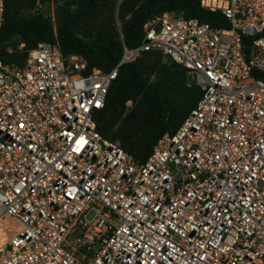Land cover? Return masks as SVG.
Listing matches in <instances>:
<instances>
[{"label":"built area","instance_id":"2783aa9c","mask_svg":"<svg viewBox=\"0 0 264 264\" xmlns=\"http://www.w3.org/2000/svg\"><path fill=\"white\" fill-rule=\"evenodd\" d=\"M200 4L229 26L156 15L109 72L58 41L0 61V221L19 224L0 229V264H264V0ZM152 51L202 96L141 162L96 117L119 67Z\"/></svg>","mask_w":264,"mask_h":264},{"label":"trees","instance_id":"16d2710c","mask_svg":"<svg viewBox=\"0 0 264 264\" xmlns=\"http://www.w3.org/2000/svg\"><path fill=\"white\" fill-rule=\"evenodd\" d=\"M97 1L79 0L74 12L67 14L55 27L41 16L21 19L16 13L15 1L5 0L0 43L8 42L16 36L22 37L23 42L34 43V48L42 42L58 41L67 58L79 55L87 62L89 70L98 68L109 72L120 63L123 44L129 48L140 45L144 36V23L156 15L169 13L183 15L185 18H197L215 29L229 26L221 12L202 8L200 0H150L148 5L138 9L125 2L121 6L120 14V20L124 24L122 40L119 39L115 26L105 28V34L110 39L106 44L90 37L76 40L72 30L83 17L96 8ZM16 57H19V54ZM162 59L163 56L159 52H145L134 62L120 66L118 76L107 95L106 106L96 117L99 133L105 139L115 141L117 137L123 138L124 135L114 133L111 126L103 123L104 117L113 115L119 119L129 114L131 111H127L126 102L133 96L144 105L153 107L156 119L153 127L144 134V143H148L144 147V154H138L135 147L122 144L129 154L141 162L150 156L155 144L165 133H175L178 130L202 96L201 88L191 81L184 67L175 62L164 63ZM18 61L23 62L25 59ZM153 75H157V80L151 83Z\"/></svg>","mask_w":264,"mask_h":264},{"label":"rangeland","instance_id":"374dc122","mask_svg":"<svg viewBox=\"0 0 264 264\" xmlns=\"http://www.w3.org/2000/svg\"><path fill=\"white\" fill-rule=\"evenodd\" d=\"M16 5V13L21 19H31L35 16H41L46 22L58 26L67 14L73 13L79 0H42L38 5L30 0H13ZM133 6L135 9L142 8L150 3V0H98L96 8L88 15L83 17L76 27L72 30V34L76 40L83 37H90L101 43H108V35L105 34V28L115 26L119 34V39L124 36V24L120 20L121 6L123 4ZM130 16V14H129ZM34 43L23 42L20 36L14 37L12 40L0 43V61L5 66L25 67L28 63ZM19 54V57L16 55ZM18 59H25L20 62ZM164 63H171L169 60L162 59ZM157 80V75L151 77L150 82ZM133 102V108L129 114L123 115L117 119L113 115L103 118V123L111 126L114 133H123V138L117 140L122 142L126 147H135L138 154L143 155L144 147L148 143H144V134L153 127L155 123V110L153 107L146 106L138 98L130 97ZM130 100V99H129ZM19 226L18 222L12 218L4 217L0 221V229H3L8 235H11Z\"/></svg>","mask_w":264,"mask_h":264}]
</instances>
